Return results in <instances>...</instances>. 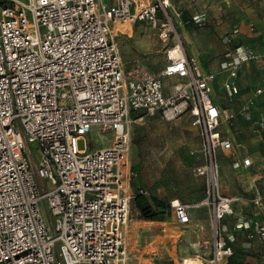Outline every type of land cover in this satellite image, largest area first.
<instances>
[{"label":"built area","instance_id":"obj_1","mask_svg":"<svg viewBox=\"0 0 264 264\" xmlns=\"http://www.w3.org/2000/svg\"><path fill=\"white\" fill-rule=\"evenodd\" d=\"M173 1L0 0V264H126L135 112L167 120L187 114L198 130L201 145L192 154L203 194L192 202L172 198L167 207L180 224L189 222L191 207L207 209L210 252L181 264H236L229 260L240 231L241 248L264 241V220L235 216L236 198L221 189L217 152L233 144L221 127L236 113L213 97L217 73L186 54ZM207 20L205 11L191 17L198 25ZM139 21L162 38L174 36L156 72L143 61L130 69L122 62L117 30ZM247 29L255 31L254 23ZM236 32L221 36V86L230 97L239 92L242 65L264 59V49L236 44ZM263 91L264 81L253 92ZM253 105L248 96L239 112L249 116ZM92 132H111L110 145L78 148ZM240 161L253 163L249 155ZM253 197V206L264 208V192Z\"/></svg>","mask_w":264,"mask_h":264},{"label":"rangeland","instance_id":"obj_2","mask_svg":"<svg viewBox=\"0 0 264 264\" xmlns=\"http://www.w3.org/2000/svg\"><path fill=\"white\" fill-rule=\"evenodd\" d=\"M201 11L207 12L208 20L200 25L193 23L192 15ZM170 13L188 56L194 58L196 55L203 62L202 69H213L217 73L216 80L212 82L215 101L238 113L235 117L237 129H233L237 141L234 145L235 151L250 154L253 145L250 138L256 130L264 129L257 119L263 116L264 112L250 110L247 116L239 112V104L248 87L264 78V68H260L257 73L252 71V74L250 65L244 67L240 77V93L230 97L222 89L224 72L220 74L217 64L223 59L224 45L221 36L224 30L237 31L236 44L241 43L248 47L264 44V0H174ZM249 18L256 23L252 33H249L245 25ZM173 37L170 34L167 38H162L155 27L139 21L133 25L119 26L115 40L125 68L130 69L137 61H143L151 71L156 72L166 61V49L173 43ZM171 80L170 77L164 78L166 84ZM262 100L264 99H261L260 103L264 106ZM130 118V187L134 196L142 193L154 214L152 218H145L135 202H132V198L126 225V264H181L184 257H194L202 251L187 248L190 246L188 242L180 239L176 240L174 248L171 246L172 241L168 239L163 243L165 246L159 255L152 253L150 260L145 257L147 253L151 254L150 250L155 245L152 243L150 248L149 242L163 238V235L155 234L172 224L168 201L177 196L181 201L192 202L203 194V177L194 172V167L200 160L192 154L197 152L201 145L198 130L185 128L186 122L190 120L185 114L167 120L161 115L148 116L135 112L131 113ZM238 127L241 131H238ZM111 140V132L105 135L92 132L77 143L78 148H84L85 143L89 142L92 144L90 149L95 150L110 145ZM33 146L35 145H30L31 148ZM233 150L234 148L222 152L219 148L217 152L221 189L224 193L236 197L233 202L235 213L251 217L262 216L264 210L254 214L259 208L252 206L251 199L256 192H264V157L255 159V166L262 169L263 177L253 186L250 174L242 168L237 170L239 161H236L237 166L232 163ZM262 151L264 152V148ZM203 213H193V218L201 217ZM44 214L47 217V212ZM232 218L229 217V222ZM192 221L189 217V222ZM166 232L170 230L166 229ZM165 234V238L169 237ZM238 236L235 248L241 250L240 241L245 237L244 234ZM239 256H248L250 262L252 261L250 264H264V241L255 238L249 251H241ZM186 263H189L188 259Z\"/></svg>","mask_w":264,"mask_h":264},{"label":"crops","instance_id":"obj_3","mask_svg":"<svg viewBox=\"0 0 264 264\" xmlns=\"http://www.w3.org/2000/svg\"><path fill=\"white\" fill-rule=\"evenodd\" d=\"M249 22H253L254 23V30H255L256 23H255V21H253L250 18H249V20L245 21L246 29H247V23H249ZM240 31H241V29H240ZM225 32H228V30H224L222 34H224ZM249 33H252V32H249ZM249 47H252L253 49H255L257 51H262L264 49V44H260L259 43L258 45H254V47L249 45ZM190 57H192V56H190ZM194 58H196L195 60L198 61V63L200 64V66L201 65L203 66V62L201 60H199V58L196 55H195ZM247 65H250L251 66L250 70H251V73L252 74H254L252 71H254L255 73H257V72L260 71L259 70L260 68L261 69H262V67L264 68V59L247 61L245 64L242 65V67L240 68V70L238 72V84L239 85H240L241 73H242L244 67H247ZM217 68H219V63L217 64ZM205 70H207V69L205 68ZM210 70H213V69H210ZM219 70H220V68H219ZM262 71H264V69ZM220 74H221V72H220ZM224 76H225V74H224ZM263 79H261V81H259L258 83H254L252 86L248 87L247 91L242 95L243 97L241 98V102L239 104V107L244 102V100L246 99V97L253 96V98H254V105L251 108V110L252 111H255V112L262 110V112H264L263 103L262 104L260 103L261 102V99H264V91L261 94H255V95H254V92H253L254 89H255V87L259 86L261 84V82L264 81ZM243 83L244 82L242 81L241 82V85H243ZM239 93H240V86H239V92H238V94ZM235 95H237V94H235ZM262 101H264V100H262ZM228 109L230 111L234 112L231 108H228ZM236 114H238V113H236ZM236 114H235V116L233 118L232 124H230V125L229 124L228 125L227 124H223L222 127H221V129H222L221 131L223 133V136L226 137V138H228V139H230L232 141V143H233L232 144V148H231V149L234 148V150L232 151V153H233V159H232L233 162L232 163H234V165L237 166L236 165L237 164L236 161H239L240 164L238 165L237 170H239V169L242 168V170L244 169V171H247L250 174L249 175L250 178L253 180L252 181V185L255 186V182L257 180L261 181L260 179L263 177V171H262V169H260L258 166H255V159H258L260 157H264V154H263L264 152L262 151L263 148H264V129H263L264 126L262 127V129H263L262 131L256 130L253 133L252 137L250 138V139H252V144H253L252 145V148H251L250 154L249 153H241L240 151L237 152V151H235V147H234V145L237 144V141H236V138H235V136L233 134L234 133L233 129H237V127H235V117H236ZM261 114H263V113H261ZM185 115L187 116V118H189L187 114H185ZM187 118H186V121H187ZM257 119L264 121V114H263V116L258 117ZM185 125H186L185 128H189V130H195L196 129L195 127H193L190 124V120H188ZM238 131H241V129L239 130V127H238ZM222 152H225V151L222 150ZM244 155H249L251 157L252 161H253L252 165L249 168L243 167L242 166V163L240 161ZM250 168H251V173H250ZM256 173H259L261 176L259 178H254V175ZM176 197H174V198H176ZM178 199H180V198H178ZM252 206H253V204H252ZM262 210H264V208H262V209L259 208L258 211H254V214L257 213V212H260ZM196 212H199L200 214H201V212L202 213L204 212V213H203V215L201 217L200 216H197V217L194 216V218H193V215H194L193 213H196ZM236 215H242V214H237L236 213L235 216ZM263 215L262 216H259V217H257V216L256 217H251V216H248V215H246V216H248V217H250L252 219L264 220ZM189 217H190V219L193 220L192 222H188L187 224H180V223H177L174 220L173 215H171L172 224L169 225L168 227H163L162 230L160 232H158V234H155V235H159V236L163 235V238L160 239L159 241L158 240H152V242L151 241L149 242L150 243V248L152 246L151 245L152 243H155V245L150 250L151 254H149V253L146 254L145 259L152 258V256H151L152 253H156V254L159 255L163 251V246H165L163 243L166 240H168V239L172 241V245L171 246H173L174 248L176 247V240L177 239H180L182 241L185 240L190 245L187 248H190V249L196 250V251H198V250L199 251H202V253H197V252L196 253L198 255L207 256L208 253L210 252V244H209L210 227H209V219H208L207 209L204 208V207H198V208L195 207V208H192V209L189 210ZM194 221H196V222L193 223ZM197 226L202 227V228L199 229V227H197ZM166 229L170 230V232H166ZM165 233H167L169 235V237H166L165 238V235H166ZM239 234L240 235H243L244 234V231H240ZM175 235H176V237H175ZM170 237H171V239H170ZM241 239H243V238H241ZM237 241H238V238H237ZM173 243L175 245H173ZM241 251H249V248H247V249L242 248ZM247 257L248 256H246V257H240V258L237 257L235 259H236L237 262L241 259V264H250L252 261L250 262V260ZM187 259L189 260V263H196V262H194V260L192 259V257H189ZM254 264H256V263H254Z\"/></svg>","mask_w":264,"mask_h":264},{"label":"trees","instance_id":"obj_4","mask_svg":"<svg viewBox=\"0 0 264 264\" xmlns=\"http://www.w3.org/2000/svg\"><path fill=\"white\" fill-rule=\"evenodd\" d=\"M132 201V200H131ZM135 202L136 206L141 210L143 216L145 218H152L154 212L151 211L149 204L146 202V200L144 199V196L142 195V193L136 194L133 197V201ZM246 252V251H245ZM239 254H241V250H237L235 249L234 254L232 255V257L230 258V262L236 263V264H241V259L237 262L235 258H240L242 256H239ZM243 255V253H242Z\"/></svg>","mask_w":264,"mask_h":264}]
</instances>
